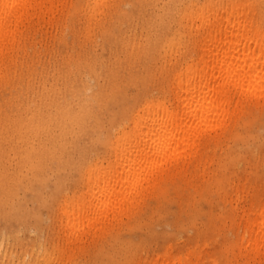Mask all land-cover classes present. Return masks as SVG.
<instances>
[{"label":"rangeland","instance_id":"374dc122","mask_svg":"<svg viewBox=\"0 0 264 264\" xmlns=\"http://www.w3.org/2000/svg\"><path fill=\"white\" fill-rule=\"evenodd\" d=\"M232 1L253 8L252 24L264 31V0H54L49 14L23 20L0 77L1 124L48 95L82 109L84 125H69L55 159L36 171L1 141L0 264H23L37 249L51 258L44 264H147L169 246L173 256L192 251L199 264H264L239 242L243 211L264 201V98L238 106L205 140L198 166L199 155L105 231L67 238L61 220L64 197L86 191L83 163L113 160L108 136L123 118L148 94L171 97L173 71L211 49L198 45L202 37L237 33L225 28ZM193 4L210 6L204 23L184 14Z\"/></svg>","mask_w":264,"mask_h":264},{"label":"bare ground","instance_id":"6f19581e","mask_svg":"<svg viewBox=\"0 0 264 264\" xmlns=\"http://www.w3.org/2000/svg\"><path fill=\"white\" fill-rule=\"evenodd\" d=\"M53 1L0 0V77L17 48L23 20L49 14ZM232 7L234 13L228 16L225 28L237 33L225 36L222 30H216L202 37L198 45L211 49L197 62H184L173 71L171 97L146 95L132 116L123 118L108 136L113 160L106 165L103 160L83 163L86 191L65 196L61 204L67 238L105 231L129 215L150 188L197 158L205 140L216 134L238 106L264 98V31L253 26L251 6L248 10V6L239 7L232 1L228 8ZM209 9V5L193 4L184 14L196 15L204 23ZM173 46L171 41L169 48ZM81 112L67 104L56 106L46 95L42 105L8 119L11 125L0 122V185L7 171L6 147L1 141L7 138L13 155L20 152L23 165L36 171L39 164L55 159L56 138L64 135L69 125L74 124L78 130L83 127ZM28 147L33 152L23 153ZM243 216L241 252L248 257L264 256V201L249 213L243 211ZM170 250L171 246L147 264H199L197 256L190 259L192 251L173 256ZM50 260L45 250L37 249L29 258L24 255L21 263L44 264Z\"/></svg>","mask_w":264,"mask_h":264}]
</instances>
